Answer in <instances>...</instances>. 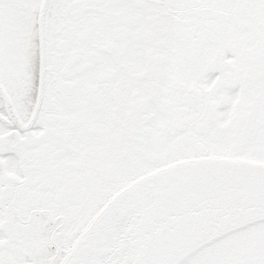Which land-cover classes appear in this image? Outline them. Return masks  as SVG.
<instances>
[{
	"label": "snow or ice",
	"instance_id": "1",
	"mask_svg": "<svg viewBox=\"0 0 264 264\" xmlns=\"http://www.w3.org/2000/svg\"><path fill=\"white\" fill-rule=\"evenodd\" d=\"M0 264H264V0H0Z\"/></svg>",
	"mask_w": 264,
	"mask_h": 264
}]
</instances>
